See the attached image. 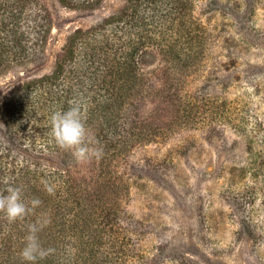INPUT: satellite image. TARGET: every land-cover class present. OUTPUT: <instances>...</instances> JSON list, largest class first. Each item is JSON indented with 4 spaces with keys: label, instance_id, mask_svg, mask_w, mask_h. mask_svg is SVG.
<instances>
[{
    "label": "trees",
    "instance_id": "16d2710c",
    "mask_svg": "<svg viewBox=\"0 0 264 264\" xmlns=\"http://www.w3.org/2000/svg\"><path fill=\"white\" fill-rule=\"evenodd\" d=\"M102 1L0 0V78L17 70L0 98V192L12 184L23 189L25 203L42 202L23 221L10 223L0 213V264H31L19 254L27 225L41 217L50 223L39 239L52 252L37 264L189 259L175 246L168 251L161 242L148 251L142 243L143 231L122 206L138 176L136 162L122 160L134 147L187 126L200 108L228 118L216 99L182 82L201 70V55L207 58V22L195 13L200 0H124L117 13L71 31L50 72L20 74L44 52L53 7L93 9ZM73 100L103 149L101 159L77 163L51 135L52 113Z\"/></svg>",
    "mask_w": 264,
    "mask_h": 264
},
{
    "label": "rangeland",
    "instance_id": "374dc122",
    "mask_svg": "<svg viewBox=\"0 0 264 264\" xmlns=\"http://www.w3.org/2000/svg\"><path fill=\"white\" fill-rule=\"evenodd\" d=\"M208 1L200 0L195 12L207 22V58L201 55V70L182 82L205 100L216 99L228 118L200 108L187 126L134 147L122 161H135L138 176L122 206L148 251L163 242L188 256L187 264H264V0ZM124 5H56L40 60L20 74L50 72L71 31ZM15 68L0 78V98Z\"/></svg>",
    "mask_w": 264,
    "mask_h": 264
},
{
    "label": "clouds",
    "instance_id": "9594fccd",
    "mask_svg": "<svg viewBox=\"0 0 264 264\" xmlns=\"http://www.w3.org/2000/svg\"><path fill=\"white\" fill-rule=\"evenodd\" d=\"M50 120L51 135L56 144L61 149L70 151L77 163H88L93 158L103 157V149L95 146V141L86 127L80 101H71L66 111L53 112ZM5 192L6 194L0 192V213H3L10 223L23 221L42 203L39 199L25 203L23 189L20 186L8 184ZM49 223V219L41 217L27 225L24 247L19 254L24 261L37 264L52 252V249H45L42 246L38 235Z\"/></svg>",
    "mask_w": 264,
    "mask_h": 264
}]
</instances>
